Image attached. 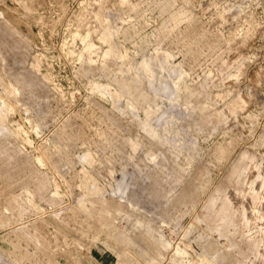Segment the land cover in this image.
<instances>
[{"label":"rangeland","instance_id":"1","mask_svg":"<svg viewBox=\"0 0 264 264\" xmlns=\"http://www.w3.org/2000/svg\"><path fill=\"white\" fill-rule=\"evenodd\" d=\"M0 264H264V0H0Z\"/></svg>","mask_w":264,"mask_h":264}]
</instances>
